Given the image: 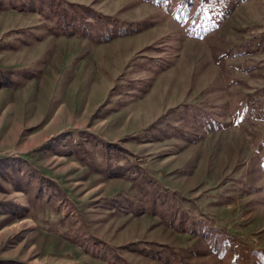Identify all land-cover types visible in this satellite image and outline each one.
Here are the masks:
<instances>
[{
  "label": "rangeland",
  "instance_id": "374dc122",
  "mask_svg": "<svg viewBox=\"0 0 264 264\" xmlns=\"http://www.w3.org/2000/svg\"><path fill=\"white\" fill-rule=\"evenodd\" d=\"M24 1L0 7V264H264V0H70L111 16L89 35Z\"/></svg>",
  "mask_w": 264,
  "mask_h": 264
},
{
  "label": "trees",
  "instance_id": "16d2710c",
  "mask_svg": "<svg viewBox=\"0 0 264 264\" xmlns=\"http://www.w3.org/2000/svg\"><path fill=\"white\" fill-rule=\"evenodd\" d=\"M4 1L6 2V0H0V7H2ZM30 1L33 6L37 4L38 7L47 10L46 12L51 11L57 15V24L55 23L56 25H49V28L51 30H55L58 28L59 33L78 32L81 34L89 35L90 30L88 29L86 24L87 21H90L89 18H105L104 22L111 24V16H109L107 13H101L92 8L91 6L81 2H75L70 0H46L45 2H42L41 0H29V2ZM10 2V4H18L20 7L23 5V3L25 4L24 0H21L20 3H17L14 0H10ZM11 7L13 8L14 6ZM28 7L30 10L32 9L31 6ZM75 8L78 9V12L75 11ZM71 11H73V13ZM99 31L102 32V30ZM124 32H126V29L122 28L112 31L110 33L105 31L103 34L100 35L98 40H104L114 34ZM106 144L110 145L111 142L106 141ZM107 175H115L114 170L107 171Z\"/></svg>",
  "mask_w": 264,
  "mask_h": 264
}]
</instances>
